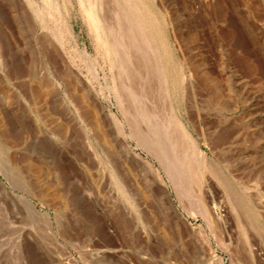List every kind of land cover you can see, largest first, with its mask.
Segmentation results:
<instances>
[{
	"label": "rangeland",
	"instance_id": "374dc122",
	"mask_svg": "<svg viewBox=\"0 0 264 264\" xmlns=\"http://www.w3.org/2000/svg\"><path fill=\"white\" fill-rule=\"evenodd\" d=\"M147 1L178 73L177 112L218 166V173H206L202 184L215 193L222 223L213 230L201 215L190 213L200 188L192 183L182 199L189 211L180 210L197 231L179 236L173 214L155 195L151 174L126 161L115 129H107L117 144L110 154L126 164L129 190L110 173L104 153L109 146L96 136L89 117L78 113L65 87L44 97L36 93L46 77L37 63L47 59V46L57 41L53 35L50 39V30L62 34L63 53L84 80L92 81L91 61L77 45L88 49L101 75L112 82V61L104 57L85 0H61L72 35L57 12L37 18L43 44L30 17L16 25L10 20L5 0L12 27L2 25L19 41L10 53L15 59L4 57L14 70L9 75L7 65L0 69V264H264V0ZM17 25L24 26L25 35ZM150 80L123 102L128 111L153 114L154 120L143 112L131 116L149 137L167 111L157 81ZM102 99L108 112L124 119L114 91ZM129 133L130 148L163 174L172 201L180 205L161 161L145 143L149 139L140 142Z\"/></svg>",
	"mask_w": 264,
	"mask_h": 264
},
{
	"label": "bare ground",
	"instance_id": "6f19581e",
	"mask_svg": "<svg viewBox=\"0 0 264 264\" xmlns=\"http://www.w3.org/2000/svg\"><path fill=\"white\" fill-rule=\"evenodd\" d=\"M4 1L5 0H0V69L5 71L7 65V72L9 73L8 70L12 71L14 67L12 69H8V67H12V65L8 66L9 64H5L6 60L4 57L8 55L13 56L10 54L12 53V49H14L13 44H17L19 40H17V36H15L17 41L15 39L13 40L11 33L6 28L8 14L6 15L5 9L3 10L4 3L2 2ZM109 2L113 5L111 7H114L113 12H111L112 16H109L110 11L108 12V9L110 8L108 5ZM5 3L6 5L8 3V8L10 7L9 10L12 15L10 20H12L15 25L16 22L21 23L22 18L28 16L34 24V30L38 33L37 29L39 28V25L37 20L39 19L40 21H43L44 17L47 15L53 18L52 16L54 12L55 14L57 12L59 15L57 18H61V24L72 35V31L70 30L68 23L67 11L64 9V5L61 0H8V2ZM85 5L89 18L94 24L97 37L102 43L103 50L105 51L104 57L112 61V82L109 83L107 78L101 75V72L99 71V68L94 62L88 49H81L77 45L80 53L83 54L87 60L91 61L92 81L84 80L76 71L74 65L63 53L64 39L62 34L60 35V33L57 34V31L55 33L53 32L55 30H50L51 32L47 31L50 39L53 35L57 41H51L49 43L50 45L48 44L49 46H47L46 54L47 59L40 60L37 63L39 64L38 67L42 69L43 74L46 76L44 80L46 79L47 81L39 80L37 90H35L36 93L41 97H44L51 89H57L59 92H62V88L64 86L67 96L74 100L76 106H79L78 113L82 116L84 115V117H89L94 129H96L95 132L98 133L96 136H100V140L102 138V141L105 142L103 144H107L109 149L113 145L117 147V144L114 143V141L112 142L107 135V129L109 127L114 128L116 132V138L114 136L115 142L117 141L122 147L123 152L125 153L124 156L126 161L135 165H142L147 168L148 172L151 174L155 185V195L157 193L160 195L159 201L161 200V204L165 205V207L167 206L173 214L175 219L173 226L179 236L182 235L184 231L191 235L195 234L197 231L190 225L188 219L180 210V206H183L187 211H189L188 207L184 205V200L182 201V199H185L183 198L184 196L189 195V186L193 185L192 183H197L200 188L198 189V192L196 191L197 193L195 192V196L193 195L192 197L194 199L195 206L191 209L192 211L194 209L196 212L193 213L190 210V213L193 215H201L214 230V227H217L222 219L215 210V193L211 190V187L210 189L204 188L202 181L205 178V174L210 171L217 174L218 166L213 159H209L208 155L201 151L198 141L190 132L184 119L181 118L182 116H180L177 112L174 104L173 91L176 86H178V73L175 69L170 45L167 40L163 38L162 27L156 11H154L147 0H85ZM110 9L112 10V8ZM54 20H56V18ZM4 22H6L5 27L2 25ZM18 27L19 30L17 29V31H19L20 34L25 35V32L23 31L24 26ZM43 32L45 33V31ZM39 34L40 33H38L36 37L39 36V40H42L43 34ZM70 40H74L72 36H70ZM41 42L43 44V40ZM17 46L20 47L19 45H15V47ZM22 51L24 52V50ZM99 52L103 53L102 48L99 49ZM24 59H26V57ZM26 61H24V63ZM12 62L14 63L13 59L11 64H13ZM27 62H30V60ZM22 64L23 63L21 62V65ZM19 65L20 64H18V66ZM25 67L28 69V66ZM142 72L144 75H141ZM2 74L5 75L4 72H2ZM179 76L181 75L179 74ZM150 79L157 81L159 93L161 94L167 109V111L165 110L166 118L164 123L162 125H157L155 133H153L152 130V133L149 131L151 137L144 135L145 133H141L142 131L138 130V122L135 121V119H132L133 117L131 116L134 114V116L138 118L140 113L142 114L143 112L149 120H154L155 117H152L153 114L149 113L146 109H144L145 111L131 112L123 107V102L125 101L124 96L130 97L134 92H139V88L142 89L143 85L145 86L147 83H150ZM95 83L99 84L100 89L96 87ZM113 91L118 98L117 100L119 106L123 108L121 110L123 112L124 119H120L113 112H108L103 104L102 98H110V93ZM160 94H158V96H160ZM144 95L146 96V93ZM147 98L149 97L147 96ZM131 100L132 99L130 98V101ZM142 103L145 104V102ZM127 126L130 127V133L127 132ZM128 133L140 142H145L149 139V141L145 143H148L147 146L161 161L168 179L174 185L175 190L178 193L177 195L178 198H180V205H176L172 201L169 183L166 181L163 174L155 168L151 162L144 160L142 156L135 153L130 148L127 140ZM190 148L191 151H193V154L189 153ZM112 149L114 148H111L109 151H103L106 155L107 166L113 177L119 181L121 188L125 190L129 185H131L125 172L126 164L123 163V165L120 160H117V157L114 160L115 156H112L114 153L113 151L111 152ZM116 154L118 153L115 151V155ZM123 168L124 170H122ZM130 188H128V190ZM131 191L132 190H130V192ZM217 231L218 230H216L215 233ZM205 244H208V242ZM212 256L215 258L214 260H217V263H220L218 260L219 258L217 259L214 253Z\"/></svg>",
	"mask_w": 264,
	"mask_h": 264
}]
</instances>
